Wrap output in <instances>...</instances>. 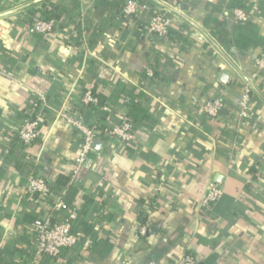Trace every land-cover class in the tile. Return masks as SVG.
Returning a JSON list of instances; mask_svg holds the SVG:
<instances>
[{
    "label": "crops",
    "instance_id": "crops-1",
    "mask_svg": "<svg viewBox=\"0 0 264 264\" xmlns=\"http://www.w3.org/2000/svg\"><path fill=\"white\" fill-rule=\"evenodd\" d=\"M32 1L0 0V13ZM126 1L46 0L0 19V264H32V224L45 211L26 194L32 176L66 180L65 200L94 239L45 264H183L189 254L197 264H264V0H141L149 10L139 17L124 15ZM240 6L246 23L232 17ZM45 8L55 29L31 33ZM159 9L173 20L161 42L147 27ZM87 91L110 112L81 109ZM219 95L223 114L207 119L202 106ZM69 114L90 126L130 119L135 141L101 135L74 178L83 135ZM32 117L40 128L27 147L19 131ZM211 184L224 195L206 210Z\"/></svg>",
    "mask_w": 264,
    "mask_h": 264
},
{
    "label": "built area",
    "instance_id": "built-area-1",
    "mask_svg": "<svg viewBox=\"0 0 264 264\" xmlns=\"http://www.w3.org/2000/svg\"><path fill=\"white\" fill-rule=\"evenodd\" d=\"M148 5L141 0H127L123 12L128 17H139L148 11ZM230 12V11H229ZM232 17L240 23L249 21V13L243 9H235L231 12ZM57 25L54 18H37L30 26V32L33 34L47 35L51 33ZM148 31L157 41H166L173 27V20L165 10L155 11L147 25ZM0 28V33H1ZM256 66L261 73V79L264 81V57L257 59ZM149 79H154L155 73L151 68L147 69ZM250 93L251 88L247 86L246 94L239 103L240 117L247 118L250 111ZM81 109L100 108L104 112H110V109L101 106L100 100L91 91L84 93L81 98ZM225 103L222 95L209 98L202 106V112L207 119L215 120L222 116ZM66 120L77 128L83 135V143L80 153L76 159V165L73 177L89 168L92 163V155L96 153L95 142L99 135L106 137L113 136L125 144H133L135 141V124L132 120L123 118L118 124H105L103 126L88 125L78 115H65ZM40 128L39 119L28 118L19 131V138L24 146H31L38 138ZM25 191L31 201L42 207L44 215L37 219L33 224L36 250L32 264H45L47 260L58 259L65 249L81 248L91 249L94 245V239L85 235L84 231L78 225V208L68 205L64 199V191L55 195L54 186L44 178L32 176L29 178ZM224 195L220 185L211 184L209 191L202 201V207L209 210ZM146 231L142 230V234ZM183 264H197L193 255H185Z\"/></svg>",
    "mask_w": 264,
    "mask_h": 264
},
{
    "label": "trees",
    "instance_id": "trees-1",
    "mask_svg": "<svg viewBox=\"0 0 264 264\" xmlns=\"http://www.w3.org/2000/svg\"><path fill=\"white\" fill-rule=\"evenodd\" d=\"M240 9L241 8H243V7H239ZM45 13L48 15L47 17H49V18H53V17H56L55 16V14L53 13L54 11L53 10H48V9H46L45 8ZM47 17H45V18H47ZM155 73V77L158 75V72H154ZM95 96H97L98 98H99V100H100V104L102 103L101 102V99H100V97H99V95H97V94H95V93H93ZM136 106V103L134 102V101H132L131 102V104H129L128 105V108H129V111H130V113L132 112V108L133 107H135ZM101 136V134L99 135V137ZM21 141V140H20ZM22 143V142H21ZM23 144V143H22ZM65 183H66V180H64V181H62V179L61 180H59V182H58V184L56 185V186H54V193H55V195H59L61 192H63L64 191V199H65V197H66V191L65 190H63L64 188V186H65ZM66 201V200H65ZM67 203V202H66ZM68 204V203H67ZM68 205H70V204H68Z\"/></svg>",
    "mask_w": 264,
    "mask_h": 264
},
{
    "label": "water",
    "instance_id": "water-1",
    "mask_svg": "<svg viewBox=\"0 0 264 264\" xmlns=\"http://www.w3.org/2000/svg\"><path fill=\"white\" fill-rule=\"evenodd\" d=\"M44 1H46V0H35V1H32V2L28 3L27 5H24L23 7H20V8H17V9H13V10H10V11H7V12L0 13V19H1V18H4V17H7V16H9V15H12V14H14V13H17V12L21 11L22 9H25V8H27V7H30V6H32V5H34V4L41 3V2H44ZM211 41H212V40H211ZM216 46H217V45H216ZM217 47H218V46H217ZM248 82H249V81H248ZM249 85L251 86V88H252L254 91L257 92V89L255 88V86H254L252 83L249 82ZM100 144H101V141H100V140H97V141L95 142V150L99 149Z\"/></svg>",
    "mask_w": 264,
    "mask_h": 264
}]
</instances>
